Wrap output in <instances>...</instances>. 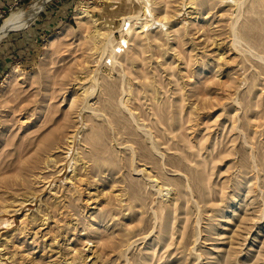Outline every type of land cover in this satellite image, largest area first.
I'll use <instances>...</instances> for the list:
<instances>
[{
  "label": "rangeland",
  "instance_id": "rangeland-1",
  "mask_svg": "<svg viewBox=\"0 0 264 264\" xmlns=\"http://www.w3.org/2000/svg\"><path fill=\"white\" fill-rule=\"evenodd\" d=\"M164 1L49 0L0 40V264H264V0Z\"/></svg>",
  "mask_w": 264,
  "mask_h": 264
},
{
  "label": "bare ground",
  "instance_id": "bare-ground-1",
  "mask_svg": "<svg viewBox=\"0 0 264 264\" xmlns=\"http://www.w3.org/2000/svg\"><path fill=\"white\" fill-rule=\"evenodd\" d=\"M47 1L49 0H35L31 3L30 5V8L26 11H11L8 16H6L3 21L0 23V40L7 36V34L10 32V31H20L22 30L25 26H26V23L28 20H31L35 17V15L40 11V9L42 8L43 4H45ZM166 1L164 0H144V3H145V9H146V12L147 14H151L152 15V12H151V5L153 6V4L155 3V7H161L163 5H166L165 4ZM196 2V0H189L188 3L186 2H181L180 5H187L189 4L187 7H192L194 8L195 6H193V4ZM179 5V6H180ZM88 8L85 6V5H82L80 6L79 8H77L76 10V13H75V19H76V22L77 24L79 25V27L82 29V30H85V31H90L89 32V37L91 40L97 42V43H100L101 45H103V43L105 42L106 40V45H108L110 43L111 45V38L110 36H105V32L104 31H100L99 29H97L95 26H94V23L92 22V19L90 17V14L88 12ZM196 13V12H195ZM166 14H162L160 17V20L163 19L164 22H166V20H164V17ZM153 16V15H152ZM151 16V17H152ZM197 15H195L194 17H196ZM167 18V17H166ZM192 18V17H191ZM206 18V17H205ZM127 21H131V17L128 16L127 18H125ZM123 20L122 22V29L124 28L125 25H129L128 27L130 28V23L129 22H126V20ZM197 19V18H196ZM155 20V19H154ZM159 19L158 20H155L157 21L159 27L161 28H165V23H162ZM185 23V22H184ZM165 25V26H164ZM70 26L69 24L66 25V27ZM180 25H176V27H174L173 30H176L177 28H179ZM92 28V29H91ZM140 28L139 30H136L134 31V34H133V39L135 37H139V33H143V29L142 28H145V26H142V25H139ZM167 28V27H166ZM67 28H64L62 30H58L57 33L58 34H66L68 33ZM160 29V28H159ZM124 30V29H123ZM128 28L126 29V32L123 34V35H128L127 33L130 32V29L128 30ZM235 30V29H234ZM128 38L130 37L129 35L127 36ZM127 37L124 38V36H121V38H119L116 42V47L118 46H121L122 45V42H126L127 41ZM141 37V36H140ZM239 38V36H234V41H237ZM55 35H52L48 38V43L46 44V47L47 48V51L46 53L50 52L51 51V47H52V44H53V41L55 40ZM131 39V38H129ZM132 39V40H133ZM239 41V40H238ZM100 47H97V46H94V50L93 52H97V49H99ZM106 48V46H105ZM113 50V49H112ZM115 50V49H114ZM102 51H104V48L102 50H100L99 52L102 53ZM107 51V50H106ZM114 54V53H113ZM112 58H114V56H111ZM17 79H20V76H19V73L17 71V69H12L11 72H8V74L6 75L5 79L3 80V84L4 85H9V82L11 81L12 78H16ZM67 77V76H66ZM14 80V79H13ZM78 86V85H77ZM75 98L73 100H71V103H73L72 101H74ZM70 103V105H71ZM71 108V107H70ZM26 118V117H25ZM27 119V118H26ZM23 123H26L25 120L24 121H21ZM20 125V124H19ZM6 128H8L9 126L8 125H5ZM19 128H23L22 125L19 126ZM72 129V128H71ZM74 130V129H73ZM69 132V131H68ZM70 134H68L66 132L65 134V139H69ZM5 136V134L3 133L1 138L3 139V137ZM72 136H74V133L72 134ZM71 136V138H72ZM53 139V133L49 132L47 134H41L40 132H36V136H35V140H34V145H33V155H32V158L30 160L24 158L22 159L21 158V162H24L25 161V165H21L18 167L17 171L20 173L22 172H26L29 170L30 166H32L33 163H35L36 161H39L40 159V156H41V151L43 149V147L47 146ZM71 140V139H70ZM54 144V143H53ZM63 145H57V146H54L55 149L57 148H63L62 147ZM53 147V149H54ZM70 148V147H69ZM120 148V147H119ZM20 153V152H19ZM18 153V156L20 157L21 155ZM75 182V181H74ZM73 182V183H74ZM159 189V188H158ZM117 194V193H116ZM11 209H13L11 207ZM16 209V207H15ZM18 209V207H17ZM41 224V223H40ZM44 224V222H43ZM42 224V225H43ZM47 226V225H46ZM92 232H93V235L95 236V238H98V234H99V228L98 227H95L92 229ZM99 240V239H98ZM136 240V239H135ZM14 247V246H13ZM38 247V246H37ZM13 250V249H12ZM88 250V249H87ZM32 256V255H31ZM11 257V256H10ZM50 263V262H49Z\"/></svg>",
  "mask_w": 264,
  "mask_h": 264
},
{
  "label": "built area",
  "instance_id": "built-area-1",
  "mask_svg": "<svg viewBox=\"0 0 264 264\" xmlns=\"http://www.w3.org/2000/svg\"><path fill=\"white\" fill-rule=\"evenodd\" d=\"M20 2H22V0H12V3L9 5V7L5 10H1L0 9V20H1V17L7 12V10H9L10 8H12L13 6L19 4ZM129 25H125L124 26V31L128 28ZM121 46H124V45H121ZM121 46H119V49L117 52H121L122 51V48H120Z\"/></svg>",
  "mask_w": 264,
  "mask_h": 264
},
{
  "label": "crops",
  "instance_id": "crops-1",
  "mask_svg": "<svg viewBox=\"0 0 264 264\" xmlns=\"http://www.w3.org/2000/svg\"><path fill=\"white\" fill-rule=\"evenodd\" d=\"M12 3V0H0V9L5 10Z\"/></svg>",
  "mask_w": 264,
  "mask_h": 264
}]
</instances>
